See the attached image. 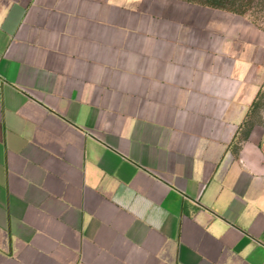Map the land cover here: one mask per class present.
Instances as JSON below:
<instances>
[{
    "label": "crops",
    "instance_id": "obj_1",
    "mask_svg": "<svg viewBox=\"0 0 264 264\" xmlns=\"http://www.w3.org/2000/svg\"><path fill=\"white\" fill-rule=\"evenodd\" d=\"M264 29L185 0H0V264H264Z\"/></svg>",
    "mask_w": 264,
    "mask_h": 264
},
{
    "label": "rangeland",
    "instance_id": "obj_2",
    "mask_svg": "<svg viewBox=\"0 0 264 264\" xmlns=\"http://www.w3.org/2000/svg\"><path fill=\"white\" fill-rule=\"evenodd\" d=\"M247 16L264 29V0H255L253 6L248 10ZM253 126L260 131H264V84L260 87L258 95L253 102L246 121L245 131Z\"/></svg>",
    "mask_w": 264,
    "mask_h": 264
},
{
    "label": "trees",
    "instance_id": "obj_3",
    "mask_svg": "<svg viewBox=\"0 0 264 264\" xmlns=\"http://www.w3.org/2000/svg\"><path fill=\"white\" fill-rule=\"evenodd\" d=\"M241 15H247L255 0H185Z\"/></svg>",
    "mask_w": 264,
    "mask_h": 264
}]
</instances>
